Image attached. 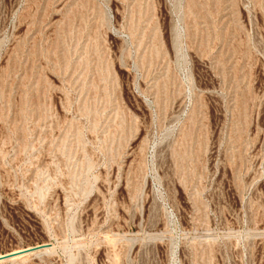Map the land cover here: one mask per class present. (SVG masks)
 <instances>
[{
  "label": "rangeland",
  "instance_id": "rangeland-1",
  "mask_svg": "<svg viewBox=\"0 0 264 264\" xmlns=\"http://www.w3.org/2000/svg\"><path fill=\"white\" fill-rule=\"evenodd\" d=\"M0 264H264V0H0Z\"/></svg>",
  "mask_w": 264,
  "mask_h": 264
},
{
  "label": "water",
  "instance_id": "water-1",
  "mask_svg": "<svg viewBox=\"0 0 264 264\" xmlns=\"http://www.w3.org/2000/svg\"><path fill=\"white\" fill-rule=\"evenodd\" d=\"M44 245H42V246H37V247H32V248H28V249H24V251H23V254L24 253H29V252H33V251H35V250H38V249H40L41 247H43ZM12 254L13 253H9V254H6V255H3V257H1L0 258V260H5V259H7V258H10V256H12Z\"/></svg>",
  "mask_w": 264,
  "mask_h": 264
},
{
  "label": "bare ground",
  "instance_id": "bare-ground-1",
  "mask_svg": "<svg viewBox=\"0 0 264 264\" xmlns=\"http://www.w3.org/2000/svg\"><path fill=\"white\" fill-rule=\"evenodd\" d=\"M44 247H46V245H44L43 247H41L40 249H42V248H44ZM30 249V248H29ZM39 250V249H38ZM23 251L24 250H18V251H15V252H12L13 254H12V256H10V258H14V257H16V256H19V255H23ZM35 251H37V250H35ZM34 252V251H33ZM29 253H31V252H29ZM24 254H27V253H24ZM1 257H3V256H0V258ZM7 259H9V258H7Z\"/></svg>",
  "mask_w": 264,
  "mask_h": 264
}]
</instances>
